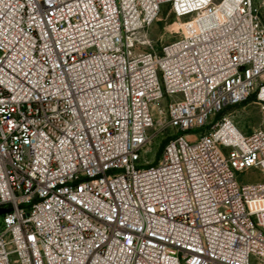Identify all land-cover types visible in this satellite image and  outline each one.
<instances>
[{"label":"built area","instance_id":"built-area-1","mask_svg":"<svg viewBox=\"0 0 264 264\" xmlns=\"http://www.w3.org/2000/svg\"><path fill=\"white\" fill-rule=\"evenodd\" d=\"M165 8L195 29L142 49ZM250 98L264 0H0V264H264Z\"/></svg>","mask_w":264,"mask_h":264},{"label":"rangeland","instance_id":"rangeland-1","mask_svg":"<svg viewBox=\"0 0 264 264\" xmlns=\"http://www.w3.org/2000/svg\"><path fill=\"white\" fill-rule=\"evenodd\" d=\"M193 18V17H192ZM195 29V23L190 17H176L169 12L167 8L159 15L158 19L142 34V38L146 41L141 46L142 49H151L152 47L159 49L163 44L181 37L182 34L189 33ZM236 121L238 126L245 133H250L255 129L264 130V109L254 100L250 98L241 104L228 107L225 110ZM172 131L157 124L150 129L153 140L148 145L144 155L145 162H156L160 157L163 145ZM243 178L250 180L259 179L253 174L241 175ZM3 217L0 215V225Z\"/></svg>","mask_w":264,"mask_h":264},{"label":"water","instance_id":"water-1","mask_svg":"<svg viewBox=\"0 0 264 264\" xmlns=\"http://www.w3.org/2000/svg\"><path fill=\"white\" fill-rule=\"evenodd\" d=\"M2 212V209H0V213Z\"/></svg>","mask_w":264,"mask_h":264},{"label":"bare ground","instance_id":"bare-ground-1","mask_svg":"<svg viewBox=\"0 0 264 264\" xmlns=\"http://www.w3.org/2000/svg\"><path fill=\"white\" fill-rule=\"evenodd\" d=\"M190 33V32H189ZM185 34H188V33H185Z\"/></svg>","mask_w":264,"mask_h":264}]
</instances>
